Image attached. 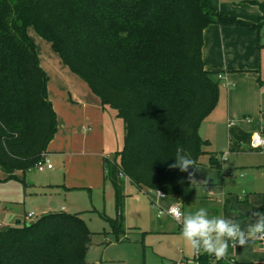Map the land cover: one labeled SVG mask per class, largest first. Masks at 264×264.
Returning <instances> with one entry per match:
<instances>
[{
	"label": "trees",
	"instance_id": "trees-1",
	"mask_svg": "<svg viewBox=\"0 0 264 264\" xmlns=\"http://www.w3.org/2000/svg\"><path fill=\"white\" fill-rule=\"evenodd\" d=\"M250 2L261 10L255 23L210 0H0V170L11 177L33 169L58 131L49 75L28 33L33 27L123 120V147L104 158V178L115 192L117 217L107 218L114 229L123 226L126 179L182 195L195 169L169 165L178 149L199 165L208 144L200 128L219 96L218 71L203 59L204 30L216 23L259 31L264 1ZM211 163L220 168L216 158ZM34 220L0 231V264H89L92 232L82 213L50 211ZM197 258L264 264L203 252Z\"/></svg>",
	"mask_w": 264,
	"mask_h": 264
},
{
	"label": "rangeland",
	"instance_id": "rangeland-1",
	"mask_svg": "<svg viewBox=\"0 0 264 264\" xmlns=\"http://www.w3.org/2000/svg\"><path fill=\"white\" fill-rule=\"evenodd\" d=\"M234 1L236 9L248 16L259 7L250 0ZM260 30L264 31V25ZM28 33L36 43L43 64L51 57L63 61L51 42L42 38L33 27L28 28ZM56 107L60 115L70 114L59 99ZM78 107L81 110V106ZM105 116L103 124L78 127L80 133L76 134V143L63 151L70 155L66 164L63 155L53 154L52 169L33 168L25 173L18 171L11 177L0 170V224L13 226L17 220L28 223L43 213L60 212L64 206L65 212L82 213L92 232L86 252L89 264H200L198 256L181 235V223L168 213L160 212L162 208L174 205L175 202L171 203L174 196L157 200L153 197L157 192L139 189L127 182L125 191L129 195L122 228L115 230L107 220L115 219L117 211L114 188L104 178L103 163L105 157L122 149L124 134L123 120L114 109L106 106ZM245 144L247 151L238 157L231 155L233 161H225L222 171L206 173L205 185L197 181L184 189L185 214L204 207L210 217L231 218L239 221L243 229L252 211L264 212V155L258 154L256 151L261 150L251 147L250 143ZM211 190L213 195H210ZM32 211L35 216L30 219L28 213ZM252 222H255L254 218ZM253 243L254 240L245 247L238 245L237 258L264 262V247L256 243L258 246L254 248ZM229 251L230 247L227 253Z\"/></svg>",
	"mask_w": 264,
	"mask_h": 264
},
{
	"label": "crops",
	"instance_id": "crops-1",
	"mask_svg": "<svg viewBox=\"0 0 264 264\" xmlns=\"http://www.w3.org/2000/svg\"><path fill=\"white\" fill-rule=\"evenodd\" d=\"M210 1L216 8L249 23H255L261 15L259 7L249 16L246 15V12L236 9L233 5L236 3L234 0L232 3L231 0ZM41 59V65L49 75V95L58 117V131L49 145L47 157L51 160L53 154H61L66 164L70 160V155L63 151L72 148L76 143V134L80 133L78 127L103 124V120L106 119V106H103L101 99L88 85H85L86 82L81 81L63 61L51 57L50 61L47 60L46 64H43ZM203 59L209 69L218 71L217 79L219 80L217 104L200 128V135L208 141V144L205 146V153L200 157L198 165L200 169L195 170L194 179L205 185L207 172L222 171L225 161L230 163L233 161V159L231 161V155L238 157L241 152L247 151L245 143L251 144L254 131L264 130V31L210 24L204 30ZM219 74L227 76L231 83L228 84L225 79H220ZM57 99L69 109V115L58 113ZM78 106H81V110ZM89 133L87 132V135ZM256 152L264 155V151ZM212 158H216L220 168L213 166ZM127 182L132 183L126 179L125 184ZM213 193L211 190L210 195ZM169 196L175 197L171 203L175 202L174 205H179L184 213L183 194L167 195L163 199L153 195L155 199L163 201ZM154 198L152 200L156 202ZM225 205L228 203L225 202ZM62 211H65L64 206ZM228 243L231 251L226 253L224 259L243 261L237 258L238 245L234 247L231 241ZM256 243H253L254 248L258 246ZM259 244L260 247H264V243ZM210 264H216V261Z\"/></svg>",
	"mask_w": 264,
	"mask_h": 264
},
{
	"label": "clouds",
	"instance_id": "clouds-1",
	"mask_svg": "<svg viewBox=\"0 0 264 264\" xmlns=\"http://www.w3.org/2000/svg\"><path fill=\"white\" fill-rule=\"evenodd\" d=\"M175 161L169 165L170 168H179L182 172H187L189 168L200 169L196 160L185 154L183 149L177 150ZM193 176L192 172L188 174L191 184L197 183ZM158 196L161 199L165 198L159 191ZM169 212L181 223V235L193 254L197 256L203 252L214 255L219 260L226 255L229 241L234 247L237 245L245 247L250 241L264 239V212L252 211L249 222L243 229L239 221L231 218L210 217L208 210L204 207L187 214L171 207Z\"/></svg>",
	"mask_w": 264,
	"mask_h": 264
},
{
	"label": "built area",
	"instance_id": "built-area-1",
	"mask_svg": "<svg viewBox=\"0 0 264 264\" xmlns=\"http://www.w3.org/2000/svg\"><path fill=\"white\" fill-rule=\"evenodd\" d=\"M219 78L220 79H225L226 83H228V84L231 83V80L227 76H225L223 74H219ZM251 147L260 149L261 151H264V130H257V131H254L252 133ZM223 158H225V155H223ZM52 167H53V164L51 163L50 159L46 156L43 159H41L40 161H38L34 168H38L39 170H44L45 168H52ZM159 192H161V191H159ZM161 193L163 194L164 197L167 196L165 193H163V192H161ZM157 196H158V192H157ZM171 207H175V208L179 209L183 213L182 208L179 205H177V204L170 206L168 209H163L161 207L162 209H161L160 212L161 213L162 212L168 213L170 216H172L174 218V216L172 214H170V212H169V209ZM34 216H35L34 212H31V213L28 214V217L30 219H32ZM1 226L2 225L0 224V227ZM254 241L257 242V243H264V239H255Z\"/></svg>",
	"mask_w": 264,
	"mask_h": 264
},
{
	"label": "water",
	"instance_id": "water-1",
	"mask_svg": "<svg viewBox=\"0 0 264 264\" xmlns=\"http://www.w3.org/2000/svg\"><path fill=\"white\" fill-rule=\"evenodd\" d=\"M34 222H35V220H31L27 224L32 225ZM8 228H9V225L1 226L0 231H6V230H8ZM261 246H263V245L261 244Z\"/></svg>",
	"mask_w": 264,
	"mask_h": 264
}]
</instances>
